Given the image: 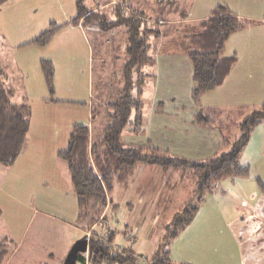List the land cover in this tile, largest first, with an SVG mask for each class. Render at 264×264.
<instances>
[{
    "label": "crops",
    "instance_id": "1",
    "mask_svg": "<svg viewBox=\"0 0 264 264\" xmlns=\"http://www.w3.org/2000/svg\"><path fill=\"white\" fill-rule=\"evenodd\" d=\"M16 1L19 0H9L0 7V10ZM25 1L27 0H21L18 5ZM68 1L72 6L73 15H67L62 7L58 9L63 13V21H61L63 24L60 26H65L55 35L58 36L64 33L63 31H69L67 33L71 34L78 33L80 40L85 45L86 58L87 55L90 57L92 48L86 36L88 33H92L97 37L96 33L100 34V31L96 26L83 27L81 22L76 26L66 25L70 19L76 16L75 0ZM168 2L172 9L174 2L171 0ZM190 2L188 8L180 9L182 10L179 12L180 18H173L169 14L171 9L166 8L164 14L162 12L156 19L158 20L157 27L161 29H159L161 35L157 38L148 36L150 45L148 55L152 59V63L144 65L135 73L137 76H142L144 80H148L145 83L153 85V88L164 97L147 99L145 104L141 103L139 114L131 117L122 133V142L127 148L157 149L172 158L201 163L226 153L229 147L224 144V141L233 143L239 139L241 133L239 125L243 119L252 112L264 108V17L235 13L226 3L214 4L213 1H206L204 4L195 6L192 4L193 0ZM218 5L226 6L237 18L247 21L249 25L231 35L225 44L224 56L235 55L236 62L223 83L216 89L203 94L196 104L189 95L194 83L192 65L187 58V50L190 38L200 31V22L207 19ZM193 9L195 17L187 20L188 12ZM254 11V7L250 6L249 12L254 13ZM141 14L144 13L141 11ZM143 18L146 26L152 23L147 22L144 15ZM152 25L155 27L153 23ZM168 25L173 28L162 29ZM181 25H188V27L184 29L180 27L182 30L177 31L178 28L175 27ZM172 29L175 31L173 34L171 33ZM67 33L63 37H66ZM37 36L34 35L29 40L31 41ZM173 40L181 43L180 48L170 44ZM30 41L26 43L17 41L15 46L11 45L12 48L17 47L20 52L22 51L20 56V61L21 59L22 61L20 63L18 60L15 61L14 69L13 67L12 69L0 68V75L3 77L4 83L8 84L13 91V101L29 106L30 111L28 132L17 159L8 167L0 165V192L2 193V189L3 192L9 191L2 193L3 195L7 194L6 197H11V193L15 192V198L18 196L20 200L21 197L24 198L21 195H24L25 191L32 192L34 188L46 187L52 192L59 193L57 188L62 187L68 196L71 195L70 205L72 209H76L77 214H61V216L60 214H7L9 223H6V217L0 216V224L3 225L5 221L4 229H1L0 226V243L12 246L5 255L2 264H12L14 261L15 264H49L50 260L54 261L59 256L55 248H47L44 242V247L39 245V241L34 237L38 227L34 228L33 232L30 231L34 225V217L37 215L50 216L58 220L65 216L70 217L67 222L71 225L78 222L79 229L84 234L83 236H87L88 243L91 240L90 234L103 236L105 232H108L110 244L131 252L138 264L148 263L161 246L164 238L158 237L153 241L147 239V231L142 230L140 224L138 228L137 226L132 227L131 220L134 218V214L129 216L128 214H106V230L98 226L96 222H88L84 227V224L79 221L80 214H78L76 196L67 164L58 157L59 153L67 149L68 139L75 125L88 127L90 146L101 138V132L107 123L106 118L102 115V110L106 104L118 98L121 90L117 93L118 95L112 97L113 100L99 98L98 94L96 106L91 101L92 92L88 95L91 103L73 101L51 103L45 102L44 97L38 101V95L43 94L46 84L43 82L42 71H38L41 58L36 54L37 52H27L29 48L21 49ZM126 46L127 40L124 45L121 44L123 54ZM33 48L41 49L43 47ZM61 50L63 51L62 58L69 56L66 54L67 45ZM82 51L84 52V48ZM113 53L114 49L112 48L110 54ZM99 54L103 64L106 53L98 49ZM89 57L86 65L89 72L88 85L91 91L92 61ZM65 61L67 68L72 72L75 69V61L71 56H69V60ZM58 64L60 65L58 67L62 69L64 63L59 60ZM144 69L148 72L143 73ZM61 73L62 71L59 70L58 74ZM97 79H100L99 74ZM187 85L189 92L186 89ZM72 103H75L76 106H68ZM98 107L101 108L99 120L101 131L96 135V138L93 137L95 119L91 112ZM197 115L209 116L213 120L212 126L195 124ZM229 125H233L234 137L227 133ZM240 164L242 167L248 168V177L226 179L219 182L214 191L206 195L204 202L194 214L192 222L176 237L169 240L166 250L171 264H264V186L261 182L263 187H260L257 182L258 186L255 184V181L264 182V120L251 132L248 143L241 152ZM255 166H257V171L255 170L257 173L251 174ZM188 175L191 176L181 170L162 171L156 166L138 165L125 181L114 184L108 199L113 206L122 202L124 199L122 196H115L117 187L123 186L125 189L131 181L133 184L130 185L135 188L132 189V191L134 190L132 193H129L132 202L147 203L149 195L154 197L152 191L148 192L146 196L141 195L140 188H144L143 183L147 176H150L153 182L156 177H159L157 184L161 180H167V177L176 180L178 184L188 180L191 185L187 191L186 196L188 197L194 184L192 177L188 179ZM184 203H186V199ZM3 219L5 220L3 221ZM171 219L170 221H172ZM25 224H27L26 229H24ZM68 248L69 246L64 249L60 260L70 249ZM85 254H83V258L91 257L88 244ZM82 263L83 261L78 262V264Z\"/></svg>",
    "mask_w": 264,
    "mask_h": 264
},
{
    "label": "trees",
    "instance_id": "2",
    "mask_svg": "<svg viewBox=\"0 0 264 264\" xmlns=\"http://www.w3.org/2000/svg\"><path fill=\"white\" fill-rule=\"evenodd\" d=\"M9 0H0V7ZM76 16L66 25L76 26L81 22L83 27L95 25L101 32H110L118 27L126 28L128 36L125 48L126 63L123 67V86L118 98L106 104L102 115L106 118V126L101 132V138L90 146V133L86 125H75L68 139L67 149L58 154L68 167L72 187L76 196L80 217H85L89 209L105 205V194L110 193L116 182L125 181L138 165L156 166L162 171L169 169L189 171L195 188L192 200L175 215L171 222V230L150 261L145 264H171L168 259L166 245L189 225L194 214L204 202L206 195L212 193L215 186L226 179L247 178L249 170L240 164V155L248 143L251 132L264 120V108L246 116L239 125L241 136L233 143L224 141L228 148L212 159L201 163L172 158L157 149H141L124 147L122 133L132 116L140 112V95L143 83L142 76L134 80L133 73L152 63L148 55L150 45L140 12L129 11L124 14L119 5L112 9L114 18L108 19L105 14L90 12L81 6V0L76 1ZM249 23L240 20L226 6H216L210 16L200 22V31L189 41L187 58L192 65V80L194 87L190 92L194 103L201 96L219 87L232 66L236 56H224L225 44L236 32L245 29ZM65 26V25H64ZM64 26L51 27L40 33L27 45L45 47L54 35ZM26 45V46H27ZM41 70L50 91L54 70L49 62H41ZM135 87L136 94H132ZM98 111L101 108H95ZM95 116L96 111L91 112ZM101 114V111H100ZM29 106L13 101V91L4 83L0 75V165L8 167L17 159L25 142L29 128ZM195 124L212 126L209 116L197 115ZM88 250L92 264L106 261L109 264H138L131 252H109L99 241H89ZM7 254L6 245L0 243V264ZM83 255L79 256V262Z\"/></svg>",
    "mask_w": 264,
    "mask_h": 264
},
{
    "label": "rangeland",
    "instance_id": "3",
    "mask_svg": "<svg viewBox=\"0 0 264 264\" xmlns=\"http://www.w3.org/2000/svg\"><path fill=\"white\" fill-rule=\"evenodd\" d=\"M20 1L21 0L16 1V5L15 3H12L0 10V68L7 67V69H12L13 67L14 69L16 65L14 62L18 60L20 63L22 61V59L20 61L22 51L20 52L19 48L17 47H15V49L12 48L11 45L15 46L17 41H21L23 43L30 41L29 39H31L32 36H37L44 30H47L51 27V24L55 26H60L63 24V22H61L63 21V13L58 10L60 7L65 10L64 12L67 13V15H73L72 6L68 0H27L21 5H18ZM76 1L77 0H75V2ZM168 1L169 0H81V6L90 12L105 14L108 19L114 18L112 9L118 5L119 8L123 9L124 14H128L131 10L139 11L140 13L142 11L144 13L142 15H144L147 22H152L155 26L153 27L152 23H150L151 25L148 24L146 27L148 29L147 36H153L154 38H157L159 35H161V29L157 27L158 20L156 19L162 12L164 14L166 8L171 9V5H169ZM172 1L174 2V5L172 6L171 11L168 9V11H170L169 14L172 15L173 18H180L179 12L182 11L180 9L188 8V6L191 4L190 1L192 0H171V2ZM206 1H213L214 4L226 3L230 10L234 11L235 13H244L245 15L252 17H255V15L257 17H264V0H193L192 4L197 6L204 4ZM74 6L77 12L76 4H74ZM250 6L254 7V13L249 12ZM193 17H195L194 9L188 12L186 19L191 20ZM88 27H93V25H89ZM180 27L184 29L188 27V25H181L175 28H178L177 31H181L182 29H180ZM170 28L173 27L168 25L162 29L170 30ZM172 30L173 31H171V33H175L174 29ZM63 32L64 33L59 34L58 36L55 35L49 45L45 46V48L43 47L41 49H34L33 47L36 46L32 47L31 45L21 48L22 50L23 48H29L27 49L29 50L27 52H37L36 54H38L41 58L38 71L41 70L42 61L49 62L54 70L52 77L53 91H50L46 85V89L43 91V94L38 95V101L44 97L43 99H45V102L51 103H55L56 101L91 103V99L88 98V95H90L91 92L93 97L91 101L94 106H96L98 94L99 98L113 100L112 97L116 96L123 86V72L121 68L125 64L126 53H122L123 48L121 47V44L124 45L126 40H128L126 28L118 27L110 32L100 31V34L96 31L97 37H95L92 33L87 34V40L90 42L92 48L90 57L87 55V58L89 57L92 61L91 91L89 90L88 85L89 72L86 65L87 58L85 55V45H83V42L80 40L78 33L71 34L67 33L69 31ZM66 33V37H63V35ZM170 44L179 48L181 46L179 41L174 42V40L171 41ZM65 45H67L66 54L71 56L73 61L76 63L74 67L75 69L72 72L69 68H67V64L65 63V60H69V56H65L64 58L61 57L63 55H61L63 52L61 49H63ZM82 48H84V52L82 51ZM112 48L114 49V53L111 55L110 53H112ZM98 49L106 53V59L103 60L105 63L103 62V64L101 63L100 54L98 55ZM59 60L64 63L62 69L58 67L60 66L58 64ZM110 64H112L111 67H109ZM101 67H103V70ZM59 70L62 71L61 74H58ZM142 72L147 73L148 71L144 69ZM98 74L100 79H97ZM22 76L25 78L24 75ZM133 77L134 80H136V77H138L135 72L133 73ZM43 82L46 84L45 79H43ZM186 89L189 92L188 85L186 86ZM141 90L140 101L143 104L147 102V99L153 100L164 97L159 93V91H156V89L153 88V85L150 86L148 82L144 83V86H142ZM132 94H136L135 87L132 89ZM190 98L192 99L191 95ZM192 101L194 100L192 99ZM68 106H76V104L72 103ZM95 111L96 114L94 116L95 127L93 130V137L97 138L96 135L101 131L99 123L100 111H98V113L97 109H95ZM232 126L233 125H229V127H227L228 132H226L231 137H234L235 130ZM255 168L251 171V174L257 173V166H255ZM184 172L190 174L189 171ZM188 177V179H191V176L188 175ZM158 178L156 177L155 181L153 182L151 181L150 176H147L145 178L146 181L143 183L144 188H140L142 190V196H146L150 191L154 193V197L149 195L147 203L141 204L140 202L137 203V201L136 203L132 202L131 195L129 193H132L134 191H132V189L135 188L130 185L133 184L130 181L129 186L125 189L123 186L117 187L115 196H122L124 198L122 202H119L118 204L116 203L117 206L116 204L113 206L112 202H109L108 195H110V193H106L105 205L102 207L97 206L93 209H89L86 212L85 217H79V221L83 223L85 227L88 222L95 223L100 217L101 220L105 219L107 221L106 214H128V216L130 214H134V218H131V224L133 225L132 227L137 226L138 228V225L140 224L139 226L142 228V230L147 231V239H152V241L158 237L164 238L171 230L172 221H170V219L172 218L171 220H173L175 215L183 209L187 202L192 200V192L195 188V184H193L192 191L187 197V191L191 187V185L188 183V180L178 184L176 180L167 177V180H161L160 183L157 184L159 181ZM256 182L260 187L264 186L263 181H255V184L257 185ZM260 182L263 186L260 184ZM5 190H7V188H5ZM57 190L59 193H56L55 191L52 192L46 187L34 188L32 192H23L24 195L22 194L21 196L24 198L21 197L19 200L18 196L15 198V192L11 193V197H6L8 195H3L2 193L9 191L3 192L2 189V193L0 192V216L3 218L6 217V223H9L7 221V214H60V216L61 214H77L76 209H72L70 205L71 195L69 194L70 196H68L62 187L57 188ZM185 199L186 203H184ZM108 210L110 211L108 212ZM78 214H80L79 209ZM69 219L70 217L66 216L63 217V219L59 218V220L50 216L45 217L37 215L34 217V225L30 228V231L32 230L33 232L34 228L38 227L36 229L37 233L34 235V237L39 241V245L44 247V242V244L47 245V248H55L59 254L56 260H50L48 262L49 264H63V260L66 255L62 260H60V258H62V254L65 251L64 249H66L68 246L70 248L73 243L81 239V237L84 235L79 229L78 222H76V224L74 222V224L71 225V223L67 222ZM4 220L5 219H3V221ZM0 226L1 229H4L5 221L3 225L0 224ZM26 228L27 224H25L24 229ZM90 239L95 242L97 241L93 238ZM168 244L169 242H167L166 247H168ZM9 248H12V246H6V249H8L7 252L10 251ZM67 252L68 250L66 251V254ZM12 264H15V261Z\"/></svg>",
    "mask_w": 264,
    "mask_h": 264
},
{
    "label": "built area",
    "instance_id": "4",
    "mask_svg": "<svg viewBox=\"0 0 264 264\" xmlns=\"http://www.w3.org/2000/svg\"><path fill=\"white\" fill-rule=\"evenodd\" d=\"M101 218V217H100ZM97 219V222H96V224L97 225H99V226H101V227H103L105 230H106V226H107V221L105 220V219ZM103 218V217H102ZM99 220V221H98ZM108 236H109V233L108 232H105V234L103 235V236H99V235H97V234H94V233H92V234H90L89 235V237L90 238H93V239H96L97 241H99L100 243H101V245L106 249V250H108L109 252H120L121 251V249H120V247L119 246H117V245H112V244H110L109 242H107L108 241ZM86 255V254H85ZM109 264V263H107L106 261H102L100 264ZM82 264H92L91 263V257H89V256H85V258H83V263Z\"/></svg>",
    "mask_w": 264,
    "mask_h": 264
},
{
    "label": "water",
    "instance_id": "5",
    "mask_svg": "<svg viewBox=\"0 0 264 264\" xmlns=\"http://www.w3.org/2000/svg\"><path fill=\"white\" fill-rule=\"evenodd\" d=\"M88 239L87 236H83L77 240L68 250L63 264H78L79 256L87 252Z\"/></svg>",
    "mask_w": 264,
    "mask_h": 264
}]
</instances>
